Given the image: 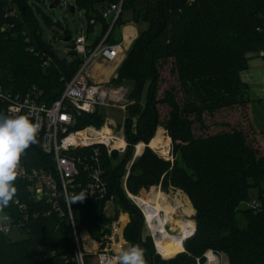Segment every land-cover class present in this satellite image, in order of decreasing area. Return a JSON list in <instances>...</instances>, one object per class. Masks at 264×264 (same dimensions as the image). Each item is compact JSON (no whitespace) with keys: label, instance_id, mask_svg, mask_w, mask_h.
I'll list each match as a JSON object with an SVG mask.
<instances>
[{"label":"trees","instance_id":"1","mask_svg":"<svg viewBox=\"0 0 264 264\" xmlns=\"http://www.w3.org/2000/svg\"><path fill=\"white\" fill-rule=\"evenodd\" d=\"M119 1L74 0L75 10L85 9L89 15L90 27L92 20L103 22L95 44L109 29L102 10ZM137 1L126 0L122 12L132 7L134 21H147L148 28L134 39L111 80L136 83L124 123L127 147L121 156L117 150L110 155L102 146L108 197L114 195L117 209L131 217L124 235L133 255L139 264H204L206 252L212 250L223 252L229 264H264V204L240 208L252 187L259 189V197L264 194V144L251 119L249 84L241 76L264 46V0H145L138 8ZM40 11L35 0H0V86L15 93L37 86L44 99L53 102L84 58L75 43L58 56L44 37ZM122 12L109 42L116 43L114 31L126 23ZM168 64L177 83L163 88L162 71ZM144 85L147 99L141 104ZM104 114L83 113L75 127H101ZM2 117L16 157L27 167L53 170V156L42 151L32 130L12 128L7 116ZM160 126L172 138V161L148 146ZM141 142L147 146L134 159ZM80 151L87 154L90 148ZM154 185L186 192L196 212L195 234L184 241L185 250L171 258L157 253L153 237L144 232L142 209L127 194ZM16 198L26 209H20ZM105 201L90 199L82 188L78 191L72 209L79 231L99 237L108 230L105 226L119 213L107 216ZM51 208L33 198L26 181H0V209L26 222L22 230L27 233L13 240L0 232V264H66L75 255L68 216ZM50 209L48 216L45 211ZM239 213L245 217L244 226ZM92 258L87 255L86 264H92Z\"/></svg>","mask_w":264,"mask_h":264},{"label":"built area","instance_id":"2","mask_svg":"<svg viewBox=\"0 0 264 264\" xmlns=\"http://www.w3.org/2000/svg\"><path fill=\"white\" fill-rule=\"evenodd\" d=\"M124 2L126 0H120L102 10L103 18L109 22V29L105 31L98 43H90L87 36L78 37L74 42V49L84 60L77 74L71 80L66 81V87L57 100L55 99L53 102L45 100L43 89L37 86H32L25 92L16 93L0 86V181L15 178L26 181L33 198L45 200L47 204H51V209L58 211L61 217L68 216L67 223L73 226L76 249L75 255L66 264H86V256L89 254L97 256L98 264H139L133 255V250H130L127 237L124 235L126 225L120 216L121 213L116 219L107 223L105 227L108 230L104 234L96 237L86 229L82 231L77 229L72 209V200L76 199L81 188L90 199L104 200L106 198L104 206L106 215L112 210L114 216L118 208L116 197L114 195L108 197V182L104 178L106 167H104L102 158V146L106 147L110 155L116 150L123 153L128 142L124 132L119 135L114 134V126L106 117L101 127L89 124L84 128H76L75 125L77 116L83 113L104 112L115 108L127 111L128 105L132 103L129 83H112L111 80L97 83L91 79L88 71L94 61L112 62L120 58V54H125L126 47L123 42H109L114 24L121 16ZM260 56L264 57V46L260 50ZM3 114L7 116L12 128L32 130L41 142L42 151L53 156L51 163L53 170L27 167L20 158L16 157L15 147L8 144L9 137L2 123ZM106 126L110 129L108 133L104 131ZM96 136L108 137L114 145L121 139L125 143L114 147L105 140L96 139ZM81 148H90V151L87 154H81ZM137 156H139L138 152L134 159ZM126 177L127 175L125 179ZM139 193L131 194L127 190L130 199L142 209L149 231L148 235L153 237L155 249L163 257L161 249L157 245V239L162 237L158 229L161 224L158 212L156 214L151 211V208H144V205L139 202V197L144 198V195H139ZM144 200L146 199L144 198ZM19 202L20 200L16 198L15 203L19 205L20 209H26V205ZM244 203L250 208H261V204L256 201L246 200ZM51 209L49 212L45 211V214L49 216ZM25 223L15 221L11 214L0 209V232L8 235L12 229L17 228L21 231ZM164 227L173 233L170 223ZM195 229L189 237L195 234ZM83 231L85 232L84 239L81 238ZM189 237H186L185 240ZM88 241L94 242L96 246L92 245L91 249H88L86 246Z\"/></svg>","mask_w":264,"mask_h":264},{"label":"rangeland","instance_id":"3","mask_svg":"<svg viewBox=\"0 0 264 264\" xmlns=\"http://www.w3.org/2000/svg\"><path fill=\"white\" fill-rule=\"evenodd\" d=\"M56 1L57 0H35V2L39 5V8L41 9L40 12H37V15L40 19L39 20L40 26L42 30L44 31L43 33L44 37L50 40L52 44H54L53 49L55 50V52L57 51L58 56L62 58L66 54V52L70 51V49L72 48L71 46H73L74 42L77 40L78 37L87 36L88 41L90 43H94L95 41H97L98 37L101 35V32L104 30V28H103V22L101 20H96V21L94 20L95 22L92 21V23L94 24L92 25V27H90V19H89L90 17L89 15H87V12L85 9H82V10L76 9L75 11L71 9V7L75 4L74 0H60L61 3H57ZM144 2L145 0L137 1V8L140 7ZM122 14H123L122 19L123 21H126V23H130L134 21L133 16L135 13L132 7L124 8V11L122 12ZM137 27L141 28V30L146 29L148 28V22L140 21L137 23ZM122 31H123L122 28L117 26L116 30L114 31V35L120 38L122 37ZM67 32L72 37L71 39L72 41L71 42L69 41V43L65 41V38H66L65 34ZM47 62L48 61H46V63ZM248 64H249V69L243 72V77L247 80L249 84L248 92L250 93V97H251L250 115L253 121V126L256 130V133H258V139L262 144H264V57L260 56L259 54H255L253 55V57H251ZM163 68L164 69L162 73L164 77V83H163L164 85H162V87L164 88L167 85L169 86L170 84L177 83L174 75L170 73V70H171L170 65L168 64L167 67H163ZM127 83H129L131 91L134 88V86H136V83L134 82H127ZM147 85H144L142 89L141 104L145 102V99H147V96H146ZM165 111L166 109H164V112ZM104 112H105L104 117L108 118L109 122H111V125L114 126V134L119 135L121 132H124V128H125L124 123H125L126 116H128L127 115L128 111L115 108L114 110L108 109L107 111L105 110ZM164 112H163V115L165 114ZM160 127H163V126H160ZM165 132L168 135L166 129H165ZM169 138H170V150L168 154H162L159 151H157L155 148L154 149L157 152H159V155L161 157L172 161L173 160L172 138L171 137ZM143 144L145 148L146 143L143 142ZM150 147L152 146L150 145ZM135 152L137 155V146H136ZM123 154L124 153H121V156ZM160 191L166 193L167 198L168 200L171 201L172 205L179 204L182 207V208L178 207L176 209V213H175L176 219H182L185 217L188 218L186 214L184 213V210H183L184 206L182 204L184 203L183 199L185 198V196L188 197V194H186V192L182 191L181 189H178V188L175 189L171 186L168 188H165V187H162L161 185L159 186L154 185V186H151L149 189H145V190L142 189L139 195H144L145 199H150L157 194L159 196ZM144 198L139 197V200L144 205V208L149 209L150 207L143 201ZM249 200L251 202L256 201L260 204H264V194H263V198L259 197V189L252 187ZM245 205L247 204L245 203L242 204L240 208H244ZM192 218L195 219V213ZM238 218H239L241 225L244 226L246 221H245V217H243V214L239 213ZM195 223L197 222L195 221ZM178 231H179V228L177 227L175 228V231H173V234H175ZM144 232L146 235L149 233L146 225L144 227ZM84 233H85L84 231L81 232L82 239H84L83 238ZM188 235L184 237L183 239L184 241H185V238L188 237ZM9 236L13 240H18V239L22 240V238L27 236V233L23 230L20 231V229L16 228V229H12V231L9 233ZM90 243H91L90 241L86 243V246L88 249L89 247L91 249L93 245ZM209 251H211L217 257V260L219 261L218 263L209 261L210 260L208 257ZM209 251H207L205 254L206 262L204 264H219L220 260H221L220 264H229V260H227V256L223 252H220L217 254L212 250H209ZM91 262L92 264H98L97 256L95 254L93 255V258L91 259Z\"/></svg>","mask_w":264,"mask_h":264},{"label":"bare ground","instance_id":"4","mask_svg":"<svg viewBox=\"0 0 264 264\" xmlns=\"http://www.w3.org/2000/svg\"><path fill=\"white\" fill-rule=\"evenodd\" d=\"M109 130L110 129L108 126H106V128H104V131L106 133H108ZM97 135H98V133H97ZM96 139H100L101 141L105 140V141H107V143L114 145L112 143L111 139L108 137L100 138V137L96 136ZM124 143H125V141H123V139L118 140L116 142V144L114 145V147H116L117 145H124ZM150 145L162 154H168L169 153L170 138L166 134L165 129L163 127H160L158 129V132H157L156 136L154 137V139L151 141ZM143 150H144V144L143 143L138 144L137 145L138 154H142ZM159 193H160L159 196L156 193L157 195L153 196L150 199H146L143 201L152 210L155 209V210H153V212H156V214L158 212V218H159V221H161L160 227L158 226V229L160 230L162 237L157 239V245L160 247L161 254L163 257L171 258V257L175 256L177 253H179L180 251L185 250L183 239L189 233H190L189 235H191L193 230L196 228L195 219L192 218L194 213H196V212H195V208L192 206V203L189 200V198H187L185 196V198L183 199L184 203H182V204L184 206V209H183L184 213L186 214V216L188 218L185 217L182 219H176L175 218L176 209L178 207H181V206L179 204L178 205H172L171 201L168 200L166 193H163L162 191H160ZM163 213H164V216H163ZM124 219H126V216ZM168 223H170L171 229H173V231H175V228H177V227L179 228V231L176 232L175 234L168 231L164 227ZM189 235H188V237H189ZM90 244H93L96 246V244H94V242H91ZM88 246H90V245H88ZM89 249H90V247H89ZM208 257L210 259L209 261H212L215 263L219 262L217 260V257L211 251L208 252ZM220 263H221V260H220Z\"/></svg>","mask_w":264,"mask_h":264},{"label":"crops","instance_id":"5","mask_svg":"<svg viewBox=\"0 0 264 264\" xmlns=\"http://www.w3.org/2000/svg\"><path fill=\"white\" fill-rule=\"evenodd\" d=\"M122 28V37H117L115 36V42H123L124 46L126 47V52L125 54H120V58L111 61H94L91 66L89 67L88 71L90 72L89 75L91 79L97 83L100 81H108L112 80L113 77L117 76L118 68L121 65L122 61L126 59L127 57V51L130 48L131 44L134 43V39L139 36V33L141 31V28L137 27L136 22H130V23H125L124 25L121 26ZM132 32V33H131ZM128 35V36H127ZM99 67V68H98ZM98 68V69H97ZM113 68V69H112ZM249 69V68H248ZM248 69L242 71L241 76L242 78L247 82V80L243 77V72L247 71ZM104 72V73H103ZM94 75V76H93ZM248 83V82H247ZM175 188V187H173ZM177 189V188H175ZM164 193V192H163ZM187 197V196H186ZM189 198V197H187ZM190 200V199H189ZM193 206V205H192ZM120 210V211H119ZM116 212L119 214L121 213V218H123L125 224L127 225L130 221V214L128 212H124L121 209H116ZM115 212V213H116ZM113 211L107 212V215L113 216ZM126 216V219H124Z\"/></svg>","mask_w":264,"mask_h":264},{"label":"water","instance_id":"6","mask_svg":"<svg viewBox=\"0 0 264 264\" xmlns=\"http://www.w3.org/2000/svg\"><path fill=\"white\" fill-rule=\"evenodd\" d=\"M57 3H61L60 2V0H57L56 1ZM71 9L73 10V11H75V6L73 5L72 7H71ZM71 39H72V37L69 35V37L67 36L66 38H65V41H67L68 43H69V41H71ZM148 146H150V145H148ZM144 152V151H143ZM143 154V153H142Z\"/></svg>","mask_w":264,"mask_h":264}]
</instances>
